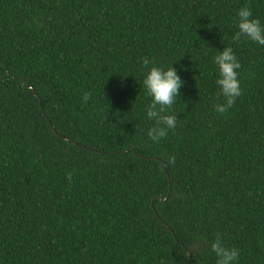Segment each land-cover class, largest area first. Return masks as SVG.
I'll use <instances>...</instances> for the list:
<instances>
[{
    "label": "trees",
    "instance_id": "1",
    "mask_svg": "<svg viewBox=\"0 0 264 264\" xmlns=\"http://www.w3.org/2000/svg\"><path fill=\"white\" fill-rule=\"evenodd\" d=\"M241 7L264 27V0H0V264H216L217 235L264 264V46L233 41ZM224 47L241 95L218 113ZM142 58L183 81L159 142Z\"/></svg>",
    "mask_w": 264,
    "mask_h": 264
},
{
    "label": "clouds",
    "instance_id": "2",
    "mask_svg": "<svg viewBox=\"0 0 264 264\" xmlns=\"http://www.w3.org/2000/svg\"><path fill=\"white\" fill-rule=\"evenodd\" d=\"M236 27L238 30L232 37L233 41L239 42L242 37H246L250 41L264 46V27L261 26L258 19L252 17L250 8L241 7L238 10ZM213 59L218 71L215 83L220 90L219 95L224 98L223 103L214 104V109L218 113H225L233 106L236 98L241 95L237 72L241 65L231 47H224ZM142 64L146 69L142 83L147 96L151 98V102L146 108V116L149 120L154 121L153 126L147 130V136L153 142H159L167 136L169 130L176 127L177 116L176 113L171 112V109L176 98L180 96L179 89L183 81L172 66L166 70L154 64L150 66L147 58H142ZM83 99L85 102L90 100L91 93H84ZM174 160L175 158L172 157L170 162H174ZM68 178L71 179L70 173ZM210 249L217 258L216 264H234L239 255L237 249L225 246L219 235L211 243Z\"/></svg>",
    "mask_w": 264,
    "mask_h": 264
}]
</instances>
